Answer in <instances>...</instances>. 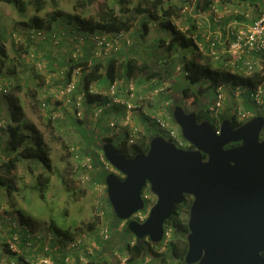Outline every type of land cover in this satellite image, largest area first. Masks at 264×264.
<instances>
[{"label":"rangeland","instance_id":"obj_1","mask_svg":"<svg viewBox=\"0 0 264 264\" xmlns=\"http://www.w3.org/2000/svg\"><path fill=\"white\" fill-rule=\"evenodd\" d=\"M22 1L24 3L27 2L26 9L23 12H20L13 5L4 3L3 6L6 8L7 14L4 16V19L0 20V86L5 81H8L11 85L6 95L0 90V120H3L5 124V127L1 128L0 158H2V156H8V154L4 152L5 140L8 137L7 128L17 124L12 120V116L16 114L17 110H20L23 118L27 122L34 124L43 134L46 143L50 147L51 169L47 170L43 168L40 163L38 164L33 159L22 161L15 172L16 176L19 178H16L12 183L13 190L10 194L6 191V185H0V202L2 201L11 212L16 210L20 211L18 214H22L31 224L34 223V226H37L38 235H40L44 241V246L51 248L52 244H59L58 242H53L54 237L61 236L64 240L68 239V237L63 235L64 232L70 233L72 236L70 239L85 234L88 239H91V243H93V245L91 244L89 249L86 250L90 252L89 250L93 249L92 251L94 252L96 250L94 246L100 248L102 244L98 236V232L102 226H107L110 229L111 236V218L107 219L106 217H111V213L109 212L110 210L107 203H105L103 216L100 217L96 214V204L98 202L97 193L99 192L94 190L93 186L85 187L76 181V176L72 174V168L74 166L72 150L80 151L85 155H95L99 157L101 149L85 141L81 131L85 125L83 124L84 121L82 122V120L73 116V111L70 106H64L62 103L55 104L57 108L59 107L60 112H58L61 113V119L57 121H52L48 113L45 112V109L42 107V103L44 102L47 106L52 107V89L57 84L61 83L60 80L58 82L56 68H59V66L63 64L62 67L65 68L64 72H67L70 64L65 58H68L69 48L73 49V46H69L67 42L64 41L62 45H59L58 48H54L53 50L50 46L51 42H48V38L44 41L39 40L38 42L33 40L23 42L19 40L18 34L25 35L29 28L34 27L31 19L34 15V8L28 3L29 0ZM44 1L46 2L45 8L38 13V15L43 22L42 24H44L41 29L45 30L47 34L50 32H64L67 34L68 30L78 33L76 32L78 27H76L77 24L74 20L75 16H95L99 7L104 4L114 8L118 16L121 15L118 0H96L90 5H83V0ZM258 1H260V3ZM165 2L166 5L174 4L175 6L181 8L186 7L188 9L187 13H181V16L178 19L174 18L173 21L177 28L182 31H186L191 24L194 23L196 26L194 36L199 35L196 39L197 41L203 38V35L210 32H221V27L226 26L231 20L234 21L232 17L235 11L234 8L222 6L227 2L232 4L230 0L215 2L220 8L218 12L223 11V15H219L221 18L219 19V23L206 13L194 12L191 8V0H165ZM256 3L258 6H264L263 0H256ZM131 7L132 3L127 5V8ZM238 9L243 13V16L248 13L250 19L258 14V12H254L255 8L250 6H248V8L244 6ZM52 14H59L60 16L51 24L52 30L47 31L45 26L49 22ZM121 17L129 21L130 29L126 31V34L130 44L116 57L118 63L124 61L128 52L127 49L130 48L131 45L136 44V42H141V44L144 45L140 48V50H142L151 43L153 38H155L156 32L160 31L158 22L150 21L145 15H136V17H133L130 9L126 11L123 16L121 15ZM145 21H147V27L143 30L142 24ZM218 26H221L220 29ZM13 34L15 35L13 36ZM168 39L169 38H166V40ZM159 50L154 53L153 57L157 64L156 66L149 61L145 62L149 70L158 71L164 64V61H160V59L165 58L166 54L162 49ZM26 51L28 53L27 55L35 53V59L28 57L29 60L26 61L25 59V62L21 61V56H23V53ZM142 53H144V51H142ZM179 55L175 54L172 58L166 60L170 62H172V60L177 61L175 66L176 72L178 69L182 68V63L179 64L181 61H178V59H180ZM143 58H146V55H144ZM36 59L41 60V62L46 65L45 71L41 72L36 70ZM41 74L46 77L45 81L38 78ZM81 75V69H75L71 74V80L75 83L81 82ZM65 77L66 76H64V78ZM121 79L124 78H119V80ZM132 79L138 80L139 82L146 81L141 75L132 77ZM49 81L51 85H46ZM64 81H66V78ZM107 82L108 80L103 77L98 81V85L107 84ZM5 96L9 97L8 101H6L7 99ZM230 101L228 106L231 108V113H234L236 106L232 99H230ZM244 101L243 99L239 102L243 104ZM184 102L187 108H191L192 105L190 104V100ZM211 103L212 99L209 101V105H211ZM117 114L119 115V111ZM117 114L108 112L101 120H89L87 125H89L92 132L97 129L98 133L102 136L111 138L112 142L116 145L122 140L123 136L112 131L108 127L107 117L110 116L109 118L118 120L119 116ZM80 122H82V124ZM152 129L155 131L154 128ZM153 130L152 132H154ZM155 134L157 133L155 132ZM2 137L5 139L3 140ZM261 138H264V131L261 132ZM38 174L42 176L40 182L44 177H50V183L43 189L35 185V179ZM96 179L101 183V178ZM65 181L70 187L69 191L65 188ZM144 189L145 193H148V187ZM151 198H153L152 194H150V199L146 202L145 208L142 210L143 212L149 207L148 204L150 207L153 204V199ZM0 208V212H2L4 207L0 206ZM5 216L7 215L5 214ZM180 219L187 222L188 214L185 212L181 213ZM119 224H115L117 230ZM0 229H5V227L1 225ZM43 234L45 235L43 236ZM168 238L171 240L173 239L171 232ZM115 250L118 251V254L122 253L121 249L116 248ZM86 255L91 256L90 254ZM105 258L108 259L111 257ZM170 260L172 261L171 264H178L177 261ZM131 264L140 263L134 262ZM155 264L162 263L157 262Z\"/></svg>","mask_w":264,"mask_h":264},{"label":"water","instance_id":"obj_2","mask_svg":"<svg viewBox=\"0 0 264 264\" xmlns=\"http://www.w3.org/2000/svg\"><path fill=\"white\" fill-rule=\"evenodd\" d=\"M172 116L194 149H179L160 135L132 157L121 156L112 142L102 144L116 171L104 178L114 215L136 239L159 244L165 222L189 196L185 264H264V117L236 128L224 119L216 132L180 105ZM145 187L155 201L139 222L134 215L145 208Z\"/></svg>","mask_w":264,"mask_h":264},{"label":"trees","instance_id":"obj_3","mask_svg":"<svg viewBox=\"0 0 264 264\" xmlns=\"http://www.w3.org/2000/svg\"><path fill=\"white\" fill-rule=\"evenodd\" d=\"M0 1L5 4L13 5L20 12H23L27 5V2L24 3L22 0ZM95 1L96 0H83L82 4L90 5ZM214 1L215 0H194L193 9L196 12H206L210 10ZM238 1H248V5L255 8L254 12L256 11L259 13L264 9V6H258L256 0ZM28 3L34 8V15L31 18L32 23L34 27L41 29L44 24H42L43 22L38 13L44 10L46 2L44 0H29ZM131 3L132 7L127 8V5ZM165 3V0H118V4L120 5L119 10L122 16L130 9L133 17H136V15H145L150 21L158 22L160 31L156 32L155 38H153L151 43L142 50H140V48L144 45L141 44V42H136V44L131 45V47L127 49L128 52L124 61L121 63H118L117 58H109L95 61L89 66V62L87 61L76 63L68 60V58L65 59L68 60V63L70 64L67 72H64L66 81L69 82L71 80L72 72L79 68L81 69L82 74V87L85 90H87L92 83H98L103 77L110 82L118 80L119 78H132L139 75H141L146 81L153 77H158L159 80L168 84L169 88L166 95L171 99L173 107L175 105H180L185 111L194 112L197 116L198 122L208 120L215 128H217L224 119H229L233 128L238 127L240 124L236 122L234 115L231 113L230 106L226 107L217 115V117H215L209 110V101L212 99L214 91L220 85H254L261 81L263 76L255 74L253 78H244L225 68L223 66V61L214 60L210 56L203 54L199 51L195 40L193 39L194 32H196V26L194 23H192L186 31H182L177 28L173 21L174 18L178 19L181 16L183 7L181 8L174 4L166 5ZM222 6L226 8H234L235 11H239L237 6H232V4L229 3H225ZM121 15L118 16L114 8L104 4L99 7L95 16L78 15L75 16L74 20L77 24L76 27H78L77 31L81 33L129 31V21L121 17ZM59 16V14L51 15L49 22L45 26L47 31L52 30L51 24L55 22L56 18ZM146 22L147 21L142 24L143 30L147 27ZM198 36L199 35H197V37ZM166 38L169 39L166 40ZM201 40L202 38L199 39V41ZM159 49H162L166 54L165 58L160 59V61H164V64L158 71L149 70L145 62L149 61L156 66L157 64L153 57L154 53ZM142 51H144V53H142ZM27 54V51L23 53L21 61L25 62V59L26 61L29 60V55ZM175 54H180V59H178V61H181L179 64L182 63V68L178 69L177 72L175 71L177 61H166L172 58ZM144 55H146V58H143ZM62 65L63 64L59 66L58 70L56 69L57 74L58 71L59 73L62 70L65 71V68H63ZM38 78L45 81L46 77L41 74ZM61 79L62 76L58 78V81H61ZM186 100H190V104L192 105L191 108L186 107L184 102ZM257 116L264 117V111L257 113ZM12 120L17 124L7 128L8 137L5 140L4 152L5 154H8V156H2V158H0V185L7 186L6 191L8 194L13 190L12 183L14 180L19 178L16 176L15 172L22 161L33 159L38 164L40 163L43 168L47 170L51 169V150L46 143L43 134L34 124L27 122L23 118L20 110L16 111V114L12 116ZM81 120L82 122L84 121L83 124L86 125L81 129L82 136L86 142L91 143L100 149L102 144L112 142L111 138L102 136L98 133L97 129L93 132L90 130L89 125H87L90 120L89 118L84 117ZM82 122L80 123L82 124ZM152 136L149 135L143 137L142 140L131 147L126 146L125 140L120 141L116 145L113 142L112 143L121 156L132 157L138 153H146L148 149V140ZM229 146H233V144L228 145V147ZM91 157L93 158V163L95 165L91 175L93 176V179L101 178L100 181L104 184V176H106L107 173L103 170L97 157L95 155H91ZM41 177V174L36 176L35 185L38 186V188L43 189L50 183V177H44L40 182ZM64 185L67 191H69L70 187L67 185L66 181L64 182ZM105 200L110 210L109 212L111 213V217H106L107 219L111 218L110 224L112 225V232L108 241L105 243V249L102 251L106 250L109 254L116 248L121 249L127 254L128 262L130 264L134 262L141 263L144 260H148L150 264H155L157 262L171 264L172 261L170 259L177 261L178 264H185L184 256L187 250L186 235L188 229L187 222L181 220L180 215L183 212L188 214L191 197L185 196L184 201L174 208L171 217L165 222V232H168V234L171 232L173 236V239L171 240L169 238L166 244L163 242L153 244L147 238L141 240L136 239L127 229V221H121L114 215L107 196L105 197ZM14 213L18 214L20 212L16 210ZM18 215L21 217V220H23L22 216L20 214ZM121 222H124V227L122 230H117L116 225ZM24 223L26 224V222ZM23 234L22 237L20 236V241L16 243L17 248L20 245L28 247L26 245L28 235L25 232H23ZM30 236L33 242H36V237L32 236V234H30ZM4 247L5 248L2 249L4 253L6 255L8 253L12 255L16 264H28L23 261L24 258L22 255H17L9 249L8 243H5ZM30 249L31 248H29V250ZM110 255L111 258L109 264H117L116 258L113 257L112 254ZM85 257L88 260L89 256L85 254ZM103 261L104 259L99 257H96L95 260L89 258V261L86 264H104ZM62 264H64V262Z\"/></svg>","mask_w":264,"mask_h":264},{"label":"built area","instance_id":"obj_4","mask_svg":"<svg viewBox=\"0 0 264 264\" xmlns=\"http://www.w3.org/2000/svg\"><path fill=\"white\" fill-rule=\"evenodd\" d=\"M191 1V8L194 10V0ZM210 10L216 12L213 6H211ZM187 11L186 7L182 9L183 14L187 13ZM239 13V11H234V14ZM244 17L249 20V23L243 25L234 21L230 22L224 26L225 31L222 34L220 32H210L203 35L201 41L196 40L197 35L193 36L199 51L214 60L223 61V66L232 73L241 75L244 78H253L255 74L263 76L262 80L254 85L223 84L214 91L212 103L209 105L210 112L217 117L232 99L236 106L233 114L238 124L245 123L254 118L260 111H264V9L254 18L251 17L250 19L248 13L244 14ZM219 19L221 18L218 16L216 18L217 23H219ZM76 32L78 31L76 30ZM23 36L30 40L38 39L41 41L49 38L51 46L55 49L65 41L69 46H73V49L69 48L68 60L76 63L87 61L89 66L98 60L116 58L130 44L126 31L75 33L68 30L67 34L64 32H50L47 34L43 29L32 27ZM29 58L35 59V53L30 54ZM35 61L36 70L45 71L46 65L39 59ZM56 69L58 70L59 68ZM60 76H62L61 80L63 81H60L61 83L52 89V107L47 106L45 102L42 103V107L52 121L61 119V113H59V107L57 108L56 103L70 106L73 116L79 120L87 117L90 120L98 121L107 115L108 112L117 114L119 111V115L117 114L119 119L116 120L108 116L107 125L112 131L123 136L122 140H125L127 147L137 144L145 136L160 135L179 149H194L183 138L179 126L173 119V106L171 99L166 95L169 88L166 82H162L158 78H151L143 82L132 78H124L113 82L108 81L107 84L100 85L94 82L85 90L80 81L78 83L73 82V80L64 81L65 74L63 70L60 73L58 71L57 78H60ZM46 85H51V82H47ZM10 88L11 85L8 81L3 82L0 86V90L4 95L8 93ZM243 99L245 101L241 104L239 101ZM3 127H5L4 121L0 120V129ZM218 127L215 128L216 132ZM72 153L74 159L72 174L76 176L79 184L85 187L93 186L94 190L99 192L97 193L96 214L102 217L106 205L105 185L101 184L102 182L99 183L97 179H93L91 175L95 166L93 158L80 151H74V149ZM98 161L106 173L115 172L102 153H100ZM147 191L149 194L145 193V189L142 192V198L145 203L150 199L151 194L149 189ZM148 206L145 212L142 210L137 212L134 215V219L143 222L150 209L149 204ZM4 219L12 230L22 229L28 235L26 245L31 248V252L28 255H22L25 263L53 264L52 257L49 256L50 248L44 246V241L37 234L35 226L25 224L18 214L4 216ZM109 230L107 226H102L98 232L100 240L104 243L110 237ZM30 234L36 237V244L39 240L43 241L41 250L33 248L36 244L31 239ZM168 237V232H164L162 240L164 244L169 240ZM88 240L87 235L82 234L62 247L68 252L78 251ZM19 241L20 234L14 231L11 238L6 242L9 244V249L17 255L22 254V250L18 249L16 245ZM60 247L58 245V248ZM111 254L116 258L117 264H130L124 251L119 254L118 251H113ZM140 264L150 263L148 260H144Z\"/></svg>","mask_w":264,"mask_h":264},{"label":"crops","instance_id":"obj_5","mask_svg":"<svg viewBox=\"0 0 264 264\" xmlns=\"http://www.w3.org/2000/svg\"><path fill=\"white\" fill-rule=\"evenodd\" d=\"M217 1H219V2H221V0H215L214 1V3H213V7H215V9H216V12H213L212 10H208V11H206V12H203L204 14L206 13L207 15H210V16H212V19L213 20H216V18L220 15V14H222L223 13V11H220V12H218V10H220V8L217 6V4H215V2L217 3ZM231 1V3H232V6H237L238 8H242V7H244L245 6V8H248V1H238V0H230ZM264 1V0H263ZM259 3H260V1H258ZM228 3V2H227ZM230 4V3H229ZM237 4V5H236ZM4 5V2H2V1H0V20H2V19H4L5 17V15L7 14L6 13V8L3 6ZM257 6V5H256ZM240 13L239 14H237V15H234V12H233V14H232V17L234 18V22H237L238 24L240 23V24H243V25H246V23H249V20L248 19H246L244 16H243V13L241 12V11H239ZM224 14H226V13H224ZM223 15V14H222ZM226 15H228V14H226ZM242 15V16H241ZM228 16H230V15H228ZM239 20H241V21H239ZM248 20V21H247ZM207 21H208V19H207ZM233 20H231L230 22H232ZM212 24L215 26V24L212 22ZM220 27L221 26H218V28L220 29ZM225 27L223 26V27H221V34L225 31V29H224ZM223 31V32H222ZM18 38H19V40H21V41H25V42H27V41H31L30 39H28L27 37L25 38L23 35H20V34H18ZM49 39V38H48ZM33 41H36V42H38L39 40L38 39H35V40H33ZM48 42H50V40H48ZM51 46V45H50ZM51 48H53L52 46H51ZM53 50H54V48H53ZM61 56H64V55H61ZM66 59V58H65ZM6 97V101H8L9 100V97L8 96H5ZM1 134H2V131H0V138H1ZM3 138V140L5 139L4 137H2ZM0 206L1 207H4L3 208V211H2V213H0V227H1V225L2 226H4L5 227V229H0V264H16L15 263V260L13 259V257H12V255H10L9 253L6 255L5 253H4V251L2 250V249H4L5 247V243L7 242V240H9L10 238H11V236H12V234H13V232L14 231H17L19 234H20V236L22 237L24 234H23V230L22 229H19V230H12L7 224H6V220L4 219V216H5V214L8 216V215H10V216H12V215H14L15 213L14 212H16V211H13V212H11L9 209H8V207H6V205L5 204H3V202L1 201L0 202ZM1 209V208H0ZM14 213V214H11V213ZM18 212H20V211H18ZM22 215V214H21ZM22 218H23V222H26V224H29V225H32V226H34V223L33 224H31L30 222H28V220L25 218V217H23V215H22ZM123 223L124 222H121L120 224H119V227H118V230H122V228L124 227V225H123ZM117 224V225H118ZM35 228H36V230H37V226H35ZM37 234H39L38 232H37ZM64 236H66V237H68V239H63V237H54V239H53V242H58L59 244H61L60 246V248H58V245L59 244H52V247L50 248V252H49V255H51V257H52V262L54 261V263L53 264H62L63 262L64 263H67V264H86L88 261H89V258H91V260H95L96 259V257H99V258H103L104 259V264H109L110 263V258H108V259H106L105 257H109V256H111L110 254L113 252V251H116L115 249L114 250H112L109 254L107 253V251L105 252V251H102L103 249H105V247H106V244L102 241V240H100L101 241V247L99 248L98 246H94V248L96 249L94 252L92 251V250H89V251H92L91 253H89L86 249H89V246L92 244L93 245V243H91V239H89L86 243H85V245H83V247L80 249V250H74V251H67V250H65V249H63V247L66 245V243L67 242H69V241H71V240H73V239H70V237H72L71 235H70V233H66V232H64ZM59 238V239H58ZM62 238V239H61ZM42 240H39V242H37V244H36V242H35V246L33 247L35 250H41L42 249ZM54 246H56V247H54ZM63 246V247H62ZM18 249H21L22 250V254L21 255H25V254H28V253H30L31 252V249L29 250V248L28 247H24V246H18ZM105 253H106V255H105ZM85 254H90L91 256H89L88 257V260L86 259V257H85ZM101 256V257H100ZM67 260V261H66ZM102 262V263H103Z\"/></svg>","mask_w":264,"mask_h":264},{"label":"clouds","instance_id":"obj_6","mask_svg":"<svg viewBox=\"0 0 264 264\" xmlns=\"http://www.w3.org/2000/svg\"><path fill=\"white\" fill-rule=\"evenodd\" d=\"M15 34H13V36H14ZM228 107V106H227ZM261 112V111H260ZM233 114V113H232ZM234 115V114H233ZM257 116V115H256ZM255 116V117H256ZM243 124V123H242ZM220 125V124H219ZM241 125V124H240ZM215 128V127H214ZM0 131H1V129H0ZM263 131V130H262ZM101 153H102V151H100ZM103 154V153H102ZM104 156V155H103ZM97 157V156H96ZM97 159H98V157H97ZM106 160V159H105ZM100 163V162H99ZM114 169V168H113ZM116 172V171H115ZM105 185V184H104ZM106 192V191H105ZM155 198V197H154ZM123 225H124V223H123ZM165 232V231H164Z\"/></svg>","mask_w":264,"mask_h":264},{"label":"flooded vegetation","instance_id":"obj_7","mask_svg":"<svg viewBox=\"0 0 264 264\" xmlns=\"http://www.w3.org/2000/svg\"><path fill=\"white\" fill-rule=\"evenodd\" d=\"M152 199H154V201H155V198H154V196H153V198Z\"/></svg>","mask_w":264,"mask_h":264}]
</instances>
